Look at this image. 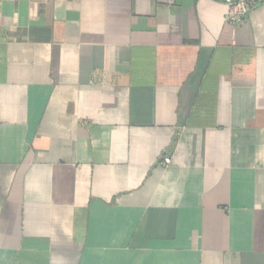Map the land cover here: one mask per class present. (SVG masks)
Returning <instances> with one entry per match:
<instances>
[{
    "label": "crops",
    "instance_id": "obj_1",
    "mask_svg": "<svg viewBox=\"0 0 264 264\" xmlns=\"http://www.w3.org/2000/svg\"><path fill=\"white\" fill-rule=\"evenodd\" d=\"M226 11L0 0V264H264V2Z\"/></svg>",
    "mask_w": 264,
    "mask_h": 264
},
{
    "label": "built area",
    "instance_id": "obj_2",
    "mask_svg": "<svg viewBox=\"0 0 264 264\" xmlns=\"http://www.w3.org/2000/svg\"><path fill=\"white\" fill-rule=\"evenodd\" d=\"M264 0H225L227 11L225 21L229 25H238L242 23L250 14ZM162 166L171 164V157L169 154H164L160 160Z\"/></svg>",
    "mask_w": 264,
    "mask_h": 264
}]
</instances>
